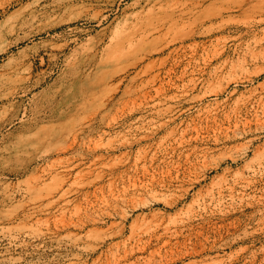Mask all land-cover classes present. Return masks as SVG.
<instances>
[{"label":"rangeland","instance_id":"obj_1","mask_svg":"<svg viewBox=\"0 0 264 264\" xmlns=\"http://www.w3.org/2000/svg\"><path fill=\"white\" fill-rule=\"evenodd\" d=\"M261 101L264 0H0V264H264Z\"/></svg>","mask_w":264,"mask_h":264},{"label":"bare ground","instance_id":"obj_2","mask_svg":"<svg viewBox=\"0 0 264 264\" xmlns=\"http://www.w3.org/2000/svg\"><path fill=\"white\" fill-rule=\"evenodd\" d=\"M139 14H141V13L138 12V15ZM145 15H148V16H146L145 19H140L141 22L139 23L138 27H140L139 29H142V33L140 35L139 40H137V42L139 41L140 43H143V44H150L152 41H154L155 38L161 36V34L164 33V31L169 32L173 29H180L183 27V24H184V20L182 18V12H179V13L162 12L161 13L162 16H159V17L151 15V12H148ZM196 16H197V19L200 17V15H198V14ZM196 16L193 17V19L196 18ZM157 19H158V22L156 23L155 21ZM154 34L156 36L152 37ZM122 37H124V36H122ZM174 40H176V39H174ZM259 54L255 53L254 55H255V57H258ZM248 103H249V100H246L245 102H243V106H246V104H248ZM260 103H261V107L263 108L262 109V111H263L264 110V106L262 105L263 101H261ZM253 105H254V103H253ZM238 108H241V107H236L234 109V111L232 112V114H230V116H229V117L235 118L236 121H237L238 117L241 115V111H239ZM245 123H247V122H245Z\"/></svg>","mask_w":264,"mask_h":264}]
</instances>
